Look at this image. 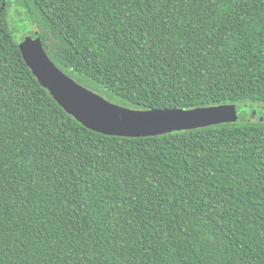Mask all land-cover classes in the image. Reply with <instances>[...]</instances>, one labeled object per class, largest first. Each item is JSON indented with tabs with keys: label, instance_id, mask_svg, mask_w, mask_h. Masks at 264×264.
<instances>
[{
	"label": "trees",
	"instance_id": "1",
	"mask_svg": "<svg viewBox=\"0 0 264 264\" xmlns=\"http://www.w3.org/2000/svg\"><path fill=\"white\" fill-rule=\"evenodd\" d=\"M0 0V264H264V0ZM21 10V11H20ZM12 27H11V26ZM132 109L230 108L155 136L91 130L25 62Z\"/></svg>",
	"mask_w": 264,
	"mask_h": 264
},
{
	"label": "water",
	"instance_id": "2",
	"mask_svg": "<svg viewBox=\"0 0 264 264\" xmlns=\"http://www.w3.org/2000/svg\"><path fill=\"white\" fill-rule=\"evenodd\" d=\"M33 74L52 98L85 127L106 135L140 137L188 130L228 122V106L132 109L111 102L64 74L48 57L38 35L19 44ZM258 105V104H256ZM250 103L233 106L231 115L243 121H263L264 109ZM259 106V105H258ZM253 113L255 115H253Z\"/></svg>",
	"mask_w": 264,
	"mask_h": 264
},
{
	"label": "rangeland",
	"instance_id": "3",
	"mask_svg": "<svg viewBox=\"0 0 264 264\" xmlns=\"http://www.w3.org/2000/svg\"><path fill=\"white\" fill-rule=\"evenodd\" d=\"M19 6H20V4H19L18 0H11L10 7L12 8V10H9V13L14 15L15 17L11 18L10 24H12V22L15 23V26H16L15 28L18 30L17 32H15L17 39H20L21 37L28 35V34L33 35L34 29H35V24L31 21L30 18L25 17V16L17 17V15H15V13L18 10H14V7H19ZM256 104H258L259 106ZM250 105H253L252 108H260L261 107L262 109H264V103H250ZM253 115H255V114L253 113ZM238 119H239L238 117L234 118V120H238ZM239 120L243 121L242 119H239ZM253 121H257V120H253Z\"/></svg>",
	"mask_w": 264,
	"mask_h": 264
}]
</instances>
